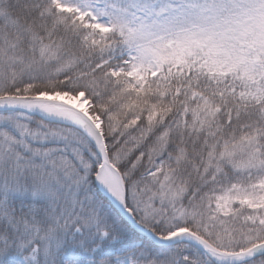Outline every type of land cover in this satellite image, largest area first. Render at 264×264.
I'll list each match as a JSON object with an SVG mask.
<instances>
[{"label": "snow or ice", "instance_id": "1", "mask_svg": "<svg viewBox=\"0 0 264 264\" xmlns=\"http://www.w3.org/2000/svg\"><path fill=\"white\" fill-rule=\"evenodd\" d=\"M0 264H264V0H0Z\"/></svg>", "mask_w": 264, "mask_h": 264}]
</instances>
